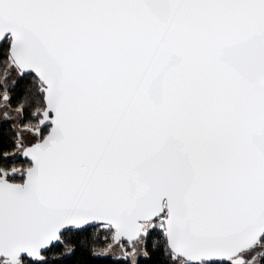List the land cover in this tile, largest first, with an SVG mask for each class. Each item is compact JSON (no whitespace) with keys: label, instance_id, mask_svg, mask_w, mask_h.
<instances>
[{"label":"snow or ice","instance_id":"snow-or-ice-1","mask_svg":"<svg viewBox=\"0 0 264 264\" xmlns=\"http://www.w3.org/2000/svg\"><path fill=\"white\" fill-rule=\"evenodd\" d=\"M0 264H264V0H0Z\"/></svg>","mask_w":264,"mask_h":264}]
</instances>
